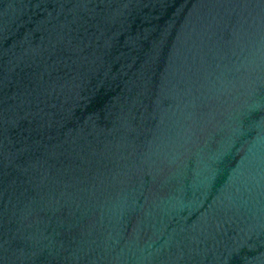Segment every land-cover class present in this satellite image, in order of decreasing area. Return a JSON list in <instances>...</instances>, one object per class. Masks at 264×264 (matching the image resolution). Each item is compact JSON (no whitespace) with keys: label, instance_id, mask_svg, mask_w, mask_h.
<instances>
[{"label":"water","instance_id":"1","mask_svg":"<svg viewBox=\"0 0 264 264\" xmlns=\"http://www.w3.org/2000/svg\"><path fill=\"white\" fill-rule=\"evenodd\" d=\"M0 264H264V0H0Z\"/></svg>","mask_w":264,"mask_h":264}]
</instances>
